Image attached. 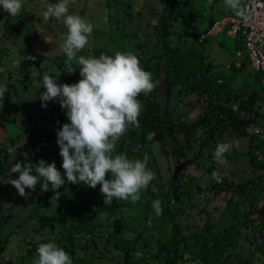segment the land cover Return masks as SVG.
<instances>
[{
    "label": "rangeland",
    "instance_id": "rangeland-1",
    "mask_svg": "<svg viewBox=\"0 0 264 264\" xmlns=\"http://www.w3.org/2000/svg\"><path fill=\"white\" fill-rule=\"evenodd\" d=\"M57 2L22 0L18 16H10L0 6V85H9L0 101V119L23 121L26 130L32 125L29 132L33 129L38 134L54 132L69 122L58 100L42 107L43 74L59 75L58 83L72 84L81 78L79 65L75 61L67 65L59 47L57 33L67 29L62 22L43 16L47 4ZM243 3L238 0L232 8L225 0H72L69 11L94 26L78 56L136 54L156 85L151 93L141 94L143 104L153 98L169 107L171 97L169 108L177 122H192L205 110L208 95L190 91L196 81L204 82L208 91L211 82L210 86L228 85L245 98L255 97V120L248 135L225 132L227 151L216 156L228 180L248 184L264 175V73L254 71L247 60L234 67L239 49L234 38L220 34L199 42L196 37L213 18L241 12ZM165 25L167 36L163 35ZM165 56L171 57L177 72L170 95ZM26 119L32 124H26ZM208 132L209 127L194 132L183 157L164 152L173 144L164 130L156 131L151 143L136 135L126 154L129 159H143L147 154L155 179L141 191L136 204L101 211L89 221L78 219L60 190L59 200L51 204L54 193H41L40 184L34 192L26 189L28 195L21 197L10 183L9 193L0 200V264H32L39 244L50 241L63 248L73 264H127L120 245L129 251L132 264H171L166 257L175 258L177 264H264V184L246 193L225 189L211 162V155L223 145L207 139ZM232 135L237 138L230 142ZM56 140L26 150L13 151L18 144L10 146L9 169L24 150L33 162L43 158L57 163ZM185 142L180 133L176 144ZM18 175L13 173L12 179ZM157 199L163 208L160 216L152 207ZM42 215L52 216L53 223L39 230Z\"/></svg>",
    "mask_w": 264,
    "mask_h": 264
},
{
    "label": "clouds",
    "instance_id": "clouds-1",
    "mask_svg": "<svg viewBox=\"0 0 264 264\" xmlns=\"http://www.w3.org/2000/svg\"><path fill=\"white\" fill-rule=\"evenodd\" d=\"M70 2L72 0L48 3L43 16L45 20L54 18L62 22L67 29L57 33L59 47L66 56L67 65L71 66L73 61L79 65L81 78L72 84L58 83L59 75L43 74L40 87L45 91L39 96L42 107L58 100L60 107L66 110L69 122L56 130L63 175L55 161L49 163L40 158L33 162L25 151L21 153L24 161H16L9 172L10 176L18 173V178L9 182L21 197L28 195L26 189L34 192L40 184L41 193H54L50 197L53 204L60 198L58 190L65 184L66 177L71 184L83 182L93 189L100 185L104 205L114 198L136 204L141 191L155 179L154 172L147 166L149 157L145 154L143 159H129L126 153L116 152V148L129 125L139 126L142 105L138 96L151 93L156 85L152 74L141 67L139 58L132 52L78 56L88 44L94 26L79 14L71 13ZM237 2L225 0L232 8ZM0 6L10 16H18L23 3L22 0H0ZM46 40L50 42L47 37ZM7 92V86L0 85V101ZM225 147H218L217 157ZM152 207L156 216L163 213L160 200H153ZM36 257L32 264H73L71 256L55 241L40 243Z\"/></svg>",
    "mask_w": 264,
    "mask_h": 264
},
{
    "label": "trees",
    "instance_id": "trees-1",
    "mask_svg": "<svg viewBox=\"0 0 264 264\" xmlns=\"http://www.w3.org/2000/svg\"><path fill=\"white\" fill-rule=\"evenodd\" d=\"M163 35H169V29L166 25L164 26ZM198 38V34L196 36ZM239 47L243 48L242 44H238ZM165 68L167 69V79H166V92L168 95L171 94L173 86L176 84L174 76L176 75V66L171 60L170 56H165ZM169 68V72H168ZM208 82L210 90L204 87V82L196 81L191 84L190 91L196 92L201 96L205 94L207 97V105L204 112L194 121L187 122L181 121L177 122L172 117V110L168 106H162L156 99L146 100L143 104L141 94L138 96L141 102L142 108L139 119V126L133 127L128 126L126 133L120 138L116 152L126 153L127 150H131L135 143L136 135H141L142 140L145 143H151L153 141V135L158 130H164L167 132L173 144H170L164 149V152L168 155L175 154L177 157H183L185 152L191 147L192 135L198 129L203 127H209V132L207 134V139L213 140L216 143L219 142V136L225 131H236L239 134L248 135L249 127L254 123L253 112V102L255 97L249 96L245 98L241 94H237L232 91L230 86L226 85H211ZM144 105V106H143ZM65 122L62 123V125ZM180 133L184 134L186 142L184 144L177 145L178 135ZM57 138L56 131L36 134L27 143L23 144L22 148L25 150L31 146L38 145L44 141ZM25 150L23 152H25ZM0 153H1V173L3 178L0 180V200L4 195L5 191L10 185V180L12 179L9 175L11 169L8 167V152L7 149L0 143ZM18 161H24V156L20 154ZM212 166L216 168L221 178L223 187L227 190L246 193L248 191L258 188L260 185L264 184V175L259 176L250 183H238L232 180H228V174L226 169L219 164V161L215 154L211 155ZM58 170L61 171L63 175L62 168V157L58 156L56 163ZM107 178V177H106ZM62 194L67 197L70 202L71 208L77 215L80 221H89L94 218L99 212L104 210H114L122 205H127V201L116 200L115 198L110 204L104 205V197L100 192V185H97L95 189L88 187L83 182L78 184H71L67 182L65 177V184L59 189ZM53 217L42 215L39 218L40 226L38 229H44L49 225H52ZM36 243L32 247H29L28 253H32ZM119 248L125 250V258L127 264H132L131 255L128 250L124 249V246L120 245ZM167 261L171 264H177L175 258L166 257Z\"/></svg>",
    "mask_w": 264,
    "mask_h": 264
},
{
    "label": "built area",
    "instance_id": "built-area-1",
    "mask_svg": "<svg viewBox=\"0 0 264 264\" xmlns=\"http://www.w3.org/2000/svg\"><path fill=\"white\" fill-rule=\"evenodd\" d=\"M220 34L243 45L235 55L234 67H241L242 61L247 60L254 71L264 73V0H244L241 12L224 13L213 19L198 33L197 40L204 42Z\"/></svg>",
    "mask_w": 264,
    "mask_h": 264
},
{
    "label": "crops",
    "instance_id": "crops-1",
    "mask_svg": "<svg viewBox=\"0 0 264 264\" xmlns=\"http://www.w3.org/2000/svg\"><path fill=\"white\" fill-rule=\"evenodd\" d=\"M213 19H215V18H213ZM6 86L8 87L9 85L6 84ZM170 100H171V97L168 99L169 105L171 106L172 103L170 102ZM171 110H172V108H171ZM26 124L31 125L32 121L30 120V122H28V119H26ZM26 127H27V125H26ZM31 128H32V125L30 126L29 129H31ZM29 129H27V130L25 129L23 121H22V123H20L18 120H13V119L1 120L0 119V142H1L2 146L6 149L7 148L9 149L10 146H12V145L16 146L18 144V146H19L22 143L24 144L26 142V141H23L26 139V137L28 138L27 140H30L33 136L38 134V133H35V131H33V129L31 132H29ZM225 132H228V131H225ZM224 133H222V135H220V137H219V141L222 143L223 146H224V143L227 142V140L223 139ZM41 134H44V133H41ZM228 137H227V139L229 140ZM235 138H237V136L232 135V138H230L229 141L231 142V140L232 139L234 140ZM240 144L241 143H239L238 146H240ZM21 149H22V147H21ZM224 150L227 151V149H225V148H224ZM0 161H1V158H0ZM0 169H1V166H0ZM1 179H2V177H1ZM7 193H9L8 190L5 191V194L2 196V200L7 195ZM0 206H1V201H0Z\"/></svg>",
    "mask_w": 264,
    "mask_h": 264
}]
</instances>
